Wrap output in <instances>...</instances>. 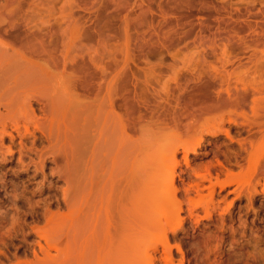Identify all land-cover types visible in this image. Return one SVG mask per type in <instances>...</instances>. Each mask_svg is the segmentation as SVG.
Returning a JSON list of instances; mask_svg holds the SVG:
<instances>
[{
	"label": "rangeland",
	"instance_id": "obj_1",
	"mask_svg": "<svg viewBox=\"0 0 264 264\" xmlns=\"http://www.w3.org/2000/svg\"><path fill=\"white\" fill-rule=\"evenodd\" d=\"M6 1L0 0V5ZM118 1H23L26 11L31 8L27 12L23 9V13H34L33 20L40 26L47 21L53 27H65L66 22L82 16L76 28L70 23L67 66L73 68L86 62V67L104 75L105 85L112 82L119 86L123 81L120 72L125 70L127 76L129 73L134 123L132 131L124 135L115 131L111 123L103 126V118L98 129L87 128L91 132L80 147L70 132L72 151L69 150L68 160L53 172L55 165L47 164L49 177L43 186L39 171L26 164L28 159L23 163L19 160V138L14 146L6 136L4 143L12 146L13 155L10 158L7 151L8 159L4 160L0 152V264H46L41 253L45 252L42 247L48 245L40 234L47 230L51 244L62 235L70 248L68 256H59L55 263L48 261L50 264H264V174L259 171L262 164L254 155L248 167L247 159L241 161L239 155H246L241 142L248 137V131H253L251 122L258 119L257 114L264 113L256 106L261 100L264 103V0ZM132 3L139 7L135 9ZM144 7H148L147 12ZM9 48L0 44V87L1 68L8 58L5 49ZM63 58L60 56V68L66 67ZM204 68L212 74L219 71L217 75H222L223 80L226 77V84L232 77L233 85L237 82L242 86L248 81V87L257 90L255 98L247 107L231 104L214 113H196L194 98L186 99L194 88L191 79ZM124 76L125 72L123 79ZM188 77L192 86L187 85ZM184 81L188 93L183 88ZM113 96L118 99L117 94ZM107 109L101 111L102 117ZM120 111L113 115L121 116ZM174 111L181 112L180 117L174 113L175 117L181 118L184 112L186 117L176 122ZM37 113L41 115L39 110ZM188 125L193 127L189 129ZM112 131L115 132L111 136ZM261 138L257 139L259 143L256 140L259 150L264 147ZM240 161L246 162V168ZM126 168L132 172L127 194L123 192L122 176ZM44 210L50 211L49 217L56 213V219L66 216V223L51 233L55 230L47 225ZM56 251L50 248L52 255Z\"/></svg>",
	"mask_w": 264,
	"mask_h": 264
},
{
	"label": "bare ground",
	"instance_id": "obj_2",
	"mask_svg": "<svg viewBox=\"0 0 264 264\" xmlns=\"http://www.w3.org/2000/svg\"><path fill=\"white\" fill-rule=\"evenodd\" d=\"M23 1H25V0H12V1H10L11 3L5 2L6 4L4 3L3 6L0 5V44L4 45V46H9L10 47L9 50H11V51H9L8 49H5V51H7L6 53L8 54V58L4 61V64L2 65V68H1V69H3V71H2L3 86L0 87V152H1L4 160L8 159V157L5 159V155H6L7 151H8L7 153H9V157L11 158L13 155L12 152H10L12 146L11 145H5V143H4L5 138H6V136H9L10 142L14 146L16 145L15 140L17 138H19V141L17 144L18 145V152H19V160L22 161V163H23L25 158L28 159L26 164H28V165L32 164L36 168V170L39 171V173L42 176L40 186H43L46 184V182L48 181V177H49V174L46 172L47 164L49 162H52L55 165L54 168H52V172H53L54 170L59 169V167L61 166V163L63 161L68 160L69 150L72 151L71 150V144L69 141L70 132H72V134H73L72 136L76 142V146L80 147L82 144L83 138L88 133L91 132L90 129H89L90 132H88L89 130L87 131V128L89 126L90 127L96 126L95 128L98 129L97 127H99V124L101 123L100 121L104 118L103 126H106L107 124L111 123V126H112V128H114L115 131L120 130L122 132V134L124 133V135H125L128 131L129 132L132 131V130H130V128H131V124H133L134 122L131 121L132 120L131 115H134V114H131V113L133 111L132 109H134L135 107L131 108L132 102H130V100H131V97L133 95L131 96L130 93H132V91L130 92V89H129V87H131V86H129L130 84L128 85V83H130V81H129L130 76H129V73H128L129 77L127 76V74H126L127 72L125 70H124L125 76H127L128 79L125 78V76L123 79L122 75L124 74V72H123V74H122V72H120L121 75L120 74L119 75L121 76V79L123 81L121 80L122 84H120L119 86H116L112 82L111 83L109 82L105 85L103 82L105 79L103 77L104 75L101 74L98 70H92V69L86 67L84 65L86 62L84 64L83 63L80 64L81 63L80 62L79 63L80 65H77V67H73L74 69L69 66L70 69H68L69 67L67 65H70L67 63V59L70 55V51H68L69 44H70V41L68 40V36H69L68 32L70 29V23H73L75 28H76V26H78L77 21L79 20L80 17L78 19L72 18L75 21L69 22V23L66 22L67 24H64L65 27L59 26L60 28H56V27H53V25H51L52 24L51 22H50L51 24H49V23H47V21L41 22V23H43L42 24L43 26H40L36 20H33L34 19L33 18V16H34L33 12H31V13H33V15L28 14V13L27 14L23 13V9H24L23 7H25V6H23L24 5ZM174 1H176V0H174ZM185 1H187V0H185ZM185 1L182 0V2H184V3H185ZM117 2H119V1L117 0ZM128 2H130V1H128ZM138 2H139V0H138ZM142 2H144V1H142ZM134 3H132V5ZM101 4H103V3H101ZM122 4H120V6ZM143 5H144V3H143ZM105 6H106V4H105ZM122 6H121V11H123ZM134 6L135 5H133V7ZM180 6H179V8H181ZM130 7H132V6H130ZM130 7L127 6L129 11H131ZM138 7H134V8L136 9ZM148 7H146V9L144 7V10L146 12H147ZM119 8H117V9H119ZM127 8L126 9L124 8V9L127 10ZM26 9L28 11L31 8H29V9L26 8ZM32 9H35V8L33 7ZM27 11L25 10L24 12H27ZM139 11L141 12V10H139ZM136 13L137 12L135 11V14ZM125 14L127 15V13H125ZM77 15H79V14L77 13ZM127 16H130V15L128 14ZM143 16H144V14H143ZM70 17H72V16H70ZM81 18H82V16H81ZM182 20H184V19H182ZM142 21L143 20L141 18V22ZM170 21H171V19H170ZM36 22H37V24H35ZM129 22H130V20H129ZM188 22H187V24H188ZM45 23H46V25H45ZM145 23L146 22H144V24ZM189 23L191 24V22H189ZM144 24H142V25H144ZM157 24H158V21H157ZM138 25H137V27H138ZM161 25L162 24H160L159 26H161ZM149 27H150V29H152L151 26H148V29H149ZM183 29H185V27ZM151 31H153V30H151ZM171 31H172V29H171ZM174 32H176V31H174ZM163 34H165V33H163ZM166 34L168 35V33H166ZM132 35H131V37H132ZM152 36H154V35H152ZM163 37L164 36H162V39H163ZM3 38L9 42V45L7 43H4V41L2 40ZM170 39H172V38H170ZM148 40H149V38H148ZM172 41L174 42V40H172ZM252 41H255V39ZM151 42L152 41H150L149 44ZM157 42H158V40H157ZM169 42L171 43V41H169ZM246 43L247 42H244V43H242V45L244 44V46H245ZM253 43H255V42H253ZM143 44H145V43H143ZM149 44L147 43V46ZM255 44L256 45H254V44H251V45H254V46L258 45L257 43H255ZM153 45L155 46V44H153ZM168 46H170V45H168ZM6 48H8V47H6ZM246 49H248V48H246ZM74 52H75V50H74ZM75 54H76V52H75ZM112 54H113V52H110V54H109L110 58L113 57ZM60 56L64 57L63 63H64V66H66V67L60 68L62 65H60V67H59L60 60H61ZM75 56H73V57L75 58ZM78 60H79V58H78ZM63 63H61V64H63ZM223 63H228V61L223 62ZM219 65H220V63H219ZM238 65H236V66H238ZM212 67H214V65L210 66V69ZM236 68L237 67H235V69ZM210 69L208 70V69L204 68V70H202V71L200 70V71H198V73H196V75L197 74L198 75L195 77V79L194 80L191 79L192 81H194V83H193L194 88H193V90H190L191 91L190 93H188L189 91H186V89H185V87L187 85L192 86V83L189 84V81H190L189 77L187 79V81L188 80L189 81L188 82L186 81L187 85H186L185 81L182 82V85H185L183 87L184 90L188 93V95H187L188 99H186V100H190V99L194 98L193 104L195 106V109H194L193 105H191L193 107L191 109L196 110L195 111L196 113H197V110L199 112L205 113V115H206V113H208V114L214 113L218 109L220 110L222 107L224 108V107L229 106L231 104L232 105L237 104L238 106L240 105L242 107V105L244 106V105L248 104L249 102H251V100L253 98H255L257 90L254 87H248V85H247L248 81L246 82L247 84H243L242 86L240 85L241 87L237 84V82L234 83L238 78L237 76H238L239 71L237 72V76L236 75L234 76V77H236V80L234 81V79H233V81H234L233 82L234 85H233L231 83L232 82L231 80L233 78L232 77L233 73H230V76L232 74V76H231L232 78L230 80L231 82L229 81L230 83L227 82V84H226V83H224L225 81H227L226 77H224L225 80H223L222 75H217V73L219 71L217 73L212 74L210 72L211 71ZM226 70H228V69H226ZM232 70H230V71L232 72ZM259 71H260V69H259ZM220 72L224 73L226 71H223V72L220 71ZM0 73H1V71H0ZM249 73H251V72H249ZM184 74H185V72H184ZM239 75H240V73H239ZM217 76H220L219 77L220 80L217 79ZM223 76H225V75H223ZM246 76H247V74H246ZM262 77H264V76H262ZM179 78L180 77H178L177 79H179ZM240 78L243 79V77H240ZM244 79H246V78H244ZM252 79H253V77H252ZM184 80H186V79H184ZM170 81H172V79ZM179 82L181 84V81H179ZM238 83H240V81ZM242 83H245V82L242 81ZM249 83H250V81H249ZM224 84H226V87H227L226 89H224L225 88ZM230 84H231V86H230ZM235 84H237L239 87H236ZM168 85H167V87H168ZM171 86H173L172 83H171ZM174 86H175V84H174ZM161 88H162V86H161ZM189 88H190V86H189ZM171 89H172V87H171ZM179 89H180V87H179ZM169 90H170V88H169ZM263 90H264V88H263ZM173 92H174V90H173ZM186 92H184V93H186ZM162 93L164 94V92H162ZM174 93H176V92H174ZM113 94L114 95L117 94L118 99H114L116 96L114 97ZM167 95H168V93H167ZM170 95H172V94H170ZM155 97H156V95H155ZM163 97H165V96H163ZM168 97H171V96H168ZM184 97H186V95H184ZM167 100H168V98H167ZM177 100H179V99H177ZM263 101H264V99H263ZM254 102H252V103H254ZM177 104H180V103H177ZM256 104H258V105H256ZM256 104L255 105L258 108L257 110L264 112V111H262V110H264V103H262V100ZM36 105H37V107H36ZM196 105H197V107H196ZM102 106H104V107H102ZM106 107H108V109ZM159 107H161V105ZM171 107H173L172 104H171ZM179 107L180 106H178L177 108H179ZM246 107H247V105H246ZM104 108L107 110L104 112V116L102 117L101 111L102 110L104 111ZM139 108H141V107H139ZM166 108H164V110ZM171 109H173V108H171ZM38 110L41 112V115H39L37 113ZM116 110L122 111V112L120 111L121 116L117 117L116 114H115V116L113 115L115 113L114 111H116ZM140 111L142 113L143 110H140ZM175 111L173 112V115H172V113H171V115L173 117V120H175L176 122H177L176 119H178V122H179V120L181 118L186 117L184 115L186 112H184V114L181 115V118H179L180 117L179 113H181L183 111V109L180 110L181 112L177 113V114H179L178 118L175 117V116H178L175 113ZM176 112H178V111H176ZM144 115L145 114H143V116ZM186 115H188V114H186ZM191 115L189 117H191ZM200 115H198V116H200ZM162 116H165V115H161V117ZM198 116L196 115V117H198ZM140 118H141V115H140ZM200 118H201V116H200ZM256 118H258L257 120L255 119L256 122H255V120H254V122H251V121H253L251 119H250L251 121L249 120L252 123L251 124L249 122L251 124L250 128H252L253 131H248L249 132V135H247L248 137L243 138L242 142H241L242 144L240 143L242 145L241 146L242 149L244 148L243 151H245V154L247 156L244 155V153L242 154L241 152H240L241 154H239V155L241 157V161L242 160L246 161V159H247V163L241 162V161L240 162L242 164L243 163L248 164V167H249V165L251 166L252 162L250 163V161L254 155L259 157V161L261 162V163L260 162L259 163L262 164V165L259 164L260 165L259 167H262V168H259V171L261 174H262V172L264 174V171L261 170V169H264V147L259 150L260 146L258 147L257 145H259V144H256L257 141L259 143V140H257L258 138H261L262 136L264 137V113L263 114L261 113V115L257 114ZM189 119L191 120L192 117ZM164 120H166V119H164ZM205 121H206V119H205ZM198 122H200V121H198ZM172 123H170V124H172ZM189 125H190V123H189ZM189 125H188V128H189ZM32 126L34 128H32ZM174 126H175V123H174ZM177 126H179V125H177ZM183 126H185L184 123H183ZM107 127L109 128V126H107ZM191 127H193V126H191ZM95 128L93 130H95ZM104 128H102V129H104ZM178 128H180V127H178ZM181 128H183V127H181ZM105 129H107V128H105ZM195 130H198L196 125H195ZM241 130H243V129H241ZM107 131L109 133L111 132L108 129H107ZM115 131H112L111 136L114 135L113 132H115ZM101 132H103V131H101ZM102 134L103 133H101L100 136H104ZM105 134H108V133H105ZM108 135H110V134H108ZM263 137L261 139H264ZM128 140H129V138H128ZM176 140H177V138H176ZM176 142L179 143V141H176ZM262 142L263 141L260 142V145L262 144ZM126 143H128V142H126ZM178 143H176V144H178ZM170 147H172V145H170ZM170 149H168V150H170ZM166 151H167V148H166ZM168 154H170V153H168ZM240 157H239V159H240ZM166 159L168 160V158H166ZM246 164H243V165H245V167H243V168H246V166H247ZM131 174H132V172L130 171V169L126 168L125 172L122 175L123 176V183H124L123 192L125 194H127L129 192L128 188H129V184H130V180H131ZM62 176L64 177V175H62ZM67 181L69 182L68 179H67ZM144 183H145V181L143 182V184ZM63 190L65 191V189H63ZM65 193H64V197H65ZM145 205H146V203H145ZM44 211H45L44 215H47L45 217H48L47 225L48 226L50 225L49 226V227H51L50 229L53 228V230H55V231L50 230L51 233L56 232L57 229L62 228L61 224L64 225L66 223L65 222L66 216H63L61 218H60V216H58L57 217L58 219H56V213L54 215H50V217H49L48 212H50V211L49 210H44ZM51 224L53 225V227L51 226ZM57 226L59 228H57ZM33 228H37V227L34 226ZM47 233H48V230H47V232L44 231V232H42V234H40L41 237L45 238L47 245H48L47 247H49L48 249H46L47 247H42V248H44L45 252H43L44 250L41 249V251L43 250L42 251L43 253H41V254H43L42 259L44 258V260H42V262L45 263V260H46V264H50V262L53 263L54 261L56 262L58 260V258L60 259L59 256H61V257L63 255L68 256V254L70 253V252H68L69 251L68 249H70V248L68 246V243H66L65 238H61L62 235L60 237L57 236L56 237L57 239L54 241L55 243L51 244V242L48 238L49 234H47ZM48 241L50 242L51 246L49 245ZM52 247H54V249L57 250L56 255L51 254L50 248H52ZM101 250L99 251V255H100V253L102 254L103 252H105L104 249L102 252H101ZM70 255H69V257H70ZM69 257H67V259ZM67 259L65 260V262L67 261ZM48 261H50V262H48ZM98 264H101V262H98ZM109 264H112V263L110 262Z\"/></svg>",
	"mask_w": 264,
	"mask_h": 264
}]
</instances>
